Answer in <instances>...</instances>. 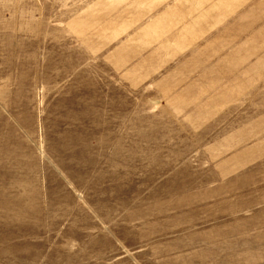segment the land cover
<instances>
[{
    "label": "rangeland",
    "instance_id": "rangeland-1",
    "mask_svg": "<svg viewBox=\"0 0 264 264\" xmlns=\"http://www.w3.org/2000/svg\"><path fill=\"white\" fill-rule=\"evenodd\" d=\"M86 1L0 0V264H264V45L178 77Z\"/></svg>",
    "mask_w": 264,
    "mask_h": 264
},
{
    "label": "crops",
    "instance_id": "crops-1",
    "mask_svg": "<svg viewBox=\"0 0 264 264\" xmlns=\"http://www.w3.org/2000/svg\"><path fill=\"white\" fill-rule=\"evenodd\" d=\"M81 8L105 37L134 46L137 66L151 60L178 77L210 66L214 75L217 61L243 60L248 46L264 45V0H87Z\"/></svg>",
    "mask_w": 264,
    "mask_h": 264
}]
</instances>
